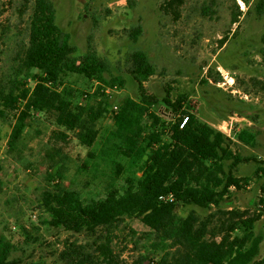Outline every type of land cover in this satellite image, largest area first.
Listing matches in <instances>:
<instances>
[{
  "label": "rangeland",
  "instance_id": "374dc122",
  "mask_svg": "<svg viewBox=\"0 0 264 264\" xmlns=\"http://www.w3.org/2000/svg\"><path fill=\"white\" fill-rule=\"evenodd\" d=\"M32 1L0 0V239L12 245L10 259L23 263L64 264V252L72 246L93 255L87 264H104L94 253L95 237L47 228V214L40 206L41 193L51 187V174L58 172L64 188L77 190L86 200L102 198L112 174L102 163L98 171L93 167L100 161L98 151H92L96 158L89 161L90 149L80 143L71 122L38 113L27 120L19 152L8 151L14 118L6 96L12 89L33 88L39 76L22 63ZM167 1L52 0L56 24L70 34L75 48L71 57L78 59L93 49L109 66L106 78L124 80V86L108 88L97 79L67 73L60 89L67 88L76 101L96 107L101 98L94 96L98 87L112 107L125 97L139 100L130 56L144 52L155 72L143 82L146 95L157 100L150 110L166 113L170 125L184 112L195 114L222 131L235 154L251 159L234 168L242 188L231 187L220 208L226 213L260 214L254 228L263 237L257 264L264 260V6L258 5L260 0H184L175 20L162 9ZM232 12H241L236 23L231 21ZM138 26L141 33L133 40L130 31ZM112 107L95 123L98 140L113 127ZM240 129L254 135V146L237 140ZM229 165L226 161V171ZM191 211L202 219L215 214L219 219L214 224L225 218L215 207L181 203L176 215L186 218ZM110 231L118 264L160 260L162 253L154 252L144 237L150 229L141 219L124 218Z\"/></svg>",
  "mask_w": 264,
  "mask_h": 264
},
{
  "label": "trees",
  "instance_id": "16d2710c",
  "mask_svg": "<svg viewBox=\"0 0 264 264\" xmlns=\"http://www.w3.org/2000/svg\"><path fill=\"white\" fill-rule=\"evenodd\" d=\"M183 1L168 0L162 9L177 20ZM32 2L22 63L38 71L39 76L33 88L12 89L6 96L14 118L8 151L12 155L19 152V142L33 113L48 118L55 115L58 121L71 122L77 128L78 140L90 149L89 161L96 158L92 151H98L100 161L93 167L98 171L102 163L112 174L103 197L90 200L77 190L64 188L61 172L51 174V187L40 196V206L47 214L45 226L95 237L94 253L104 264H118L111 249L110 230L124 218H139L150 229L144 237L152 243L154 252L162 253L157 264H255L263 241L254 230L260 214L249 215L246 210L226 213L220 208L231 187L242 188L234 168L251 159L235 154L226 135L199 121L195 114L184 112L170 125L166 113H158L157 108L151 111L157 100L146 95L143 82L155 72L141 51L130 56L131 74L140 89L139 100L125 97L112 107L98 87L94 92L95 97L101 96L98 107L76 101L69 89H60L61 78L67 73L97 79L108 88L124 86V80L119 76L108 80L109 66L93 49L78 59L72 58L75 48L70 34L56 24L52 0ZM258 5L264 6V2L260 0ZM240 13L232 12V23L237 22ZM140 33L138 26L130 31V36L136 40ZM261 88L264 91V84ZM164 104L172 109L168 101ZM110 107L113 127L98 140L95 123L109 113ZM185 117L188 119L180 127ZM236 138L246 145H255L254 135L245 129H240ZM226 161L230 162L228 171L224 167ZM180 203L215 207L225 218L214 224L219 219L215 214L202 219L194 211L179 218L176 208ZM101 229L103 233H99ZM12 249L10 242L0 239V264H40L10 259ZM64 255V264H87L93 257L72 246H67ZM257 264H264V260Z\"/></svg>",
  "mask_w": 264,
  "mask_h": 264
},
{
  "label": "built area",
  "instance_id": "2783aa9c",
  "mask_svg": "<svg viewBox=\"0 0 264 264\" xmlns=\"http://www.w3.org/2000/svg\"><path fill=\"white\" fill-rule=\"evenodd\" d=\"M115 110H116V107H115ZM187 119H188V117H185V118L183 119V121H182L180 127H183V126H184V124L186 123ZM168 198H169L170 200H172V198H171L170 196H169ZM161 199H164V197H161Z\"/></svg>",
  "mask_w": 264,
  "mask_h": 264
}]
</instances>
